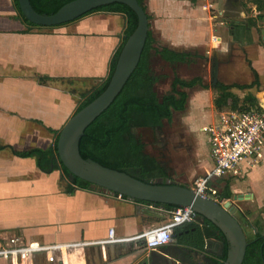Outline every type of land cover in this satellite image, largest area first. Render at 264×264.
Listing matches in <instances>:
<instances>
[{
  "label": "crops",
  "instance_id": "1",
  "mask_svg": "<svg viewBox=\"0 0 264 264\" xmlns=\"http://www.w3.org/2000/svg\"><path fill=\"white\" fill-rule=\"evenodd\" d=\"M162 3L185 8L197 17L199 27L187 26L190 29L186 34H170L165 17L158 12ZM228 3L233 5L231 11L239 8L238 0H227V5L226 0H218L220 15L223 10L226 13ZM250 3L257 12L261 8L259 0ZM193 4L191 0H147L149 16L152 19L150 12L156 16L151 30L161 37L162 47L177 52H206L209 61L218 59L220 68L222 60L232 54L213 52L223 47L224 37L219 31L222 43L218 48L212 46L213 25L204 18L203 10ZM259 16L228 19L226 24L232 40L248 47L254 45L253 31L264 21ZM126 25L123 14L96 12L57 28H30L18 19L13 0H0V249L6 248L12 237H19L28 244L59 246L55 251L35 254L28 264H186L184 255L193 256L195 262L201 263L222 253L223 243L214 238L206 240L204 251L182 245L179 240L177 244L151 249L143 234L167 223L170 210L121 198L106 190L75 188L70 186L62 170L46 171L38 166L36 158L18 155L33 149L48 151L54 148L62 128L78 109L74 93L55 84H43L42 78L101 80L108 71L110 73L109 64L123 43ZM245 25L249 27V34L242 30ZM155 43L156 47L161 45L156 40ZM260 48L263 52L260 50L259 56H254L251 70L254 81L258 78L264 88V48ZM205 86L202 82L188 90L185 110L174 112L171 123L173 126L177 120L180 130L173 133L177 126L169 130L167 140L170 142L163 138L164 127L168 125L161 126L159 132L163 136L159 138L162 148L165 147L164 151L169 154H163L164 159H170L172 166L153 159L154 165L147 164L142 170L148 181L190 188L193 184V188L197 179L214 170L210 137L204 128L219 119L220 111L215 105L214 93ZM212 88L218 90V86ZM249 100L264 104V93ZM195 110L205 118L201 120L205 122L201 129H197L200 122L195 123V119L200 118ZM184 118L188 119L187 123ZM139 130L142 129L132 132L136 136ZM202 133L207 134L208 152L201 139ZM136 138L143 144L140 137ZM146 153L144 146L142 154ZM243 173L247 177L245 184L232 191L234 203L241 208L237 216L250 228L252 237L257 234L264 237V146L256 159L244 165L241 176ZM236 196L244 198L239 201L234 199ZM243 212L247 213L245 219ZM202 226L205 230V225ZM112 229L121 241L106 242ZM184 232L189 231L181 233ZM52 254L55 256L53 262L49 260ZM0 264H20V261L0 257Z\"/></svg>",
  "mask_w": 264,
  "mask_h": 264
},
{
  "label": "trees",
  "instance_id": "2",
  "mask_svg": "<svg viewBox=\"0 0 264 264\" xmlns=\"http://www.w3.org/2000/svg\"><path fill=\"white\" fill-rule=\"evenodd\" d=\"M13 1L18 12V19L21 22L30 28H42L31 23L23 15L18 0ZM72 1L74 0H31V3L38 13L51 15L58 12L64 5ZM138 1L144 9L147 10V0ZM191 1L196 2V0ZM96 12L119 13L125 15L127 20L124 32L125 37L122 45L111 60L108 78L93 92H81V104L76 113L97 99L107 89L122 48L138 26V16L136 12L126 4L112 3L93 10L85 16ZM259 17L264 18V15L260 14ZM149 20H151V16H149ZM242 30L249 34V27L247 25H245ZM245 36L247 37V41H249V37L247 35ZM152 50L171 66L191 62V53L177 52L167 47H155V38L152 31H150L146 47L137 69L112 105L87 128L85 136L82 138L80 144V151L85 159H92L105 167L126 172L143 181H148L145 179L146 176L142 172L148 163L145 164L146 157L142 154L144 145L140 143L132 131L136 128L161 127L165 120L171 122L174 112L185 110L189 98L188 90L199 84L202 85L203 82L201 77L192 80H184L175 75L171 91L160 98L155 90L156 79L151 74L150 57ZM41 81L43 84H55L65 88H68L71 82L74 84L78 82L75 80L49 79L47 77L42 78ZM260 85L258 78L250 85L220 84L218 86V96L215 99V105L219 111H223L225 108H229L230 111H248L250 107L255 106V103L251 100H245L239 97L233 90L239 89L244 91L254 87L259 90ZM58 138L55 147L48 151L33 149L27 152H21L18 155L36 158L38 166L46 171H51L53 169L62 170L70 186L74 185L75 188L102 192L104 189L75 176L59 159L55 158V155H57ZM0 149H2V147H0ZM150 162L154 163L155 161L150 159ZM222 181H226V183L223 189L220 190V188H218V197L220 200L231 199L233 197L231 180L218 179V182ZM155 205L161 206L160 204ZM165 208L174 210L178 207L167 205ZM243 215L245 219L247 213L243 212ZM239 221L243 227L246 225L243 220L239 219ZM202 224L207 225V229L205 228L204 230ZM183 230L189 232H184L183 235L178 236L179 243L188 245L197 251L205 250L206 240L209 238H214L222 242L223 249L221 255L210 258L203 264H225L229 251V244L223 233L212 222L197 215L194 222L186 223L177 228L176 233L183 232ZM247 238L249 246L244 264H264V237H262L261 234H257L255 237L247 236Z\"/></svg>",
  "mask_w": 264,
  "mask_h": 264
},
{
  "label": "water",
  "instance_id": "3",
  "mask_svg": "<svg viewBox=\"0 0 264 264\" xmlns=\"http://www.w3.org/2000/svg\"><path fill=\"white\" fill-rule=\"evenodd\" d=\"M23 15L39 27H58L74 22L89 12L112 3H123L132 8L138 16V26L125 42L115 71L107 89L85 108L75 113L61 130L58 139V158L75 176L108 192L134 201L191 208L197 215L212 222L223 233L229 244L225 264H244L249 241L244 227L238 219V208L232 200L217 201L195 192L188 186L143 181L85 159L80 151L82 138L87 128L93 124L115 101L137 69L151 31L149 14L138 0H74L64 5L58 12L48 15L38 13L31 0H18ZM219 67H215L213 77L217 78ZM217 82V80H214ZM236 196L235 200H243ZM174 233L171 243H178Z\"/></svg>",
  "mask_w": 264,
  "mask_h": 264
},
{
  "label": "rangeland",
  "instance_id": "4",
  "mask_svg": "<svg viewBox=\"0 0 264 264\" xmlns=\"http://www.w3.org/2000/svg\"><path fill=\"white\" fill-rule=\"evenodd\" d=\"M250 1H252V0H238L239 8L236 10H233V11L230 10V7H232L233 5L228 3L229 5L227 7L228 9H227L226 13H224V10H223L222 15H220L221 12L219 11L220 13L218 14V17L216 19H212V20L210 19V16H211L210 12L206 11L203 8L206 5L205 1L196 0V2H193V3H195V4H193L195 7H200L203 10V12L205 13L204 18H207V20L210 22V24L213 25V27H212L213 37L211 35L212 41H213L212 46H214V48H218V46H220V44L222 43L220 38H222V36L224 37L223 47H221L220 49H215L213 52H231V54H232V58H230V61L220 63L221 64V66H220L221 71H220L219 78H218V85L220 83L228 84V85H230V84H239V85L240 84H247V85H250L254 81V76H253L251 68L253 67L252 63L255 61L254 56H259V51L261 50L260 47L264 48V21L259 22L258 27L253 31V38L255 40V43H254V45L252 44L251 47H248V46L234 42L232 40V38L229 36V27L226 24V21L230 18H233V20H243L245 18L256 19V16H258V14L264 15V0H259V5L261 8L258 9V12L255 10L254 6L250 3ZM226 5H227V0H226ZM189 6H190V4H189ZM220 10H222V9L220 8ZM158 12L162 13L163 14L162 16L165 17L164 22L166 24L167 31H169V33L172 35L176 36L177 34L178 35L179 34H186L190 28L199 27V25H198L199 23L196 19L197 17L190 14L188 12V10H186L185 8H183L181 6H178V5L173 6L172 3H170V5L167 6L164 3H162V5H160L158 8ZM150 13L152 14V19H153V21L151 19L150 23H151V25L154 26L155 21H156V16L154 15V13H152V12H150ZM181 15H184V17L182 19L179 18V16H181ZM159 19L161 20L160 17H159ZM262 19H264V18H262ZM187 26H189L190 28L187 29L186 28ZM50 29H52V28H50ZM49 31H51V30H49ZM219 31L221 32L222 36H220L218 34ZM153 35H154V33H153ZM216 36L218 37L217 38L218 40L214 39V38H216ZM154 37H155V40L161 44V45H158V48H162L164 43L162 44L161 37L159 36V38H158V36L156 34L154 35ZM156 44L157 43H155V47H156ZM151 52H152V54L150 57V68L152 70V75L156 79L155 90L158 93V96L160 98L167 95L171 91L172 82L174 80L175 75L179 76L181 79H184V80H192L194 78L201 77L203 79V83H205L207 85V86H205L206 89H208L209 92L214 93V95H213L214 100L217 98L218 90H215V88H212L214 86L212 85V81H211L212 80L211 72H212V67H213L212 61L214 58H212L210 61H208L207 57L205 56L206 52H201L198 50H196V51L191 50V51H189V53H191V62L179 64L176 66H171L170 64H168L159 55H157L154 50H152ZM260 52H263V51L261 50ZM216 60L218 61L217 58H216ZM223 61H226V59H224ZM262 63L264 64V62H262ZM108 69L110 70V64H109ZM108 76H109V71L104 76L105 78L102 77L101 80H99V79H97L96 81L93 79L87 80V81L81 80V81H78L76 84L71 82L70 85H68V88H67L68 91L71 93L74 92L78 98V99H76L78 107L81 104V100H80L81 99L80 98L81 92H84V93L85 92H88V93L93 92L95 89H97V87L99 85H101V83H103L108 78ZM260 87H261V85H260ZM263 89L264 88L261 87L258 90L257 88L254 87L252 89H249L250 91H248V92H245L247 90L241 91L239 89H234L233 92L235 94H237L239 97H241L243 99L247 98L246 100H249L251 98H258L259 95L263 94V93L259 94ZM251 93H253V94H251ZM204 107L209 108V106H207V105H204ZM223 111H230V109L225 108ZM223 111H220V112L222 113ZM195 115L200 117L198 119H195V123H197V122H200V123H198L199 125L198 124L194 125L193 129L194 128L196 129L197 125H198L197 129H201V127L203 125H205V122H203V121L201 122V120L203 119L205 121V118H203V114H201V112L197 111V110H195ZM184 120H185L184 123L188 122V119L184 118ZM190 121L191 120H189V122ZM176 126H177V128H176ZM178 126H179V124H178L177 120H175V123L173 126H165L164 127V132H165L164 136L160 135L159 131L152 130V129L151 130L150 129H142V130L136 131L135 134L138 138L139 137L141 138V141L144 144L146 152L150 158L157 160V161L161 162L162 164L165 163L170 167V166H172V162L170 159H167V160L164 159L163 154H165L166 156H168L169 154L167 152H165L166 151L165 147L162 148L163 142H162V139L159 138V136H161V137L163 136V138H165L167 140L169 135H170V133H168L169 130L176 128L173 133L177 132V130L179 132L180 129L178 128ZM201 135H202L201 139H203L202 142L205 146L206 152H208L209 146L207 145V140L205 138L207 136V134L202 133ZM167 141L170 142V140H167ZM176 142L177 141L175 140L174 144ZM170 147H171V145H170ZM168 151H169V149H168ZM245 174L246 173H243V175L239 178H229L231 180V191L235 190L236 187H237V189H239L238 187L245 184V181L247 180V177H245ZM222 180H227V179H222ZM172 181L175 182L174 179ZM225 183H226V181L218 182V179H216L215 182L213 181L212 186L216 190H218V188H220V190H221L224 188ZM192 186H193V184L191 185V188H192ZM244 228H245L247 236H251L250 230H249L250 228L246 225L244 226ZM219 247H221V246H219ZM215 251H217V250H215ZM196 262H199V260H196Z\"/></svg>",
  "mask_w": 264,
  "mask_h": 264
},
{
  "label": "built area",
  "instance_id": "5",
  "mask_svg": "<svg viewBox=\"0 0 264 264\" xmlns=\"http://www.w3.org/2000/svg\"><path fill=\"white\" fill-rule=\"evenodd\" d=\"M203 7L209 11L210 19L218 17V0H203ZM216 40V38H214ZM264 93L262 90L259 94ZM219 119L205 127L209 134L211 144V160L214 170L206 177L196 180L193 189L205 198L219 200L218 190L212 183L214 178H239L244 165L256 159L264 146V104L255 103L248 111H223ZM122 198V196H119ZM234 201L233 199H230ZM225 201V200H224ZM227 201V200H226ZM197 214L191 208L179 207L169 212V220L162 226L153 228L143 234L148 247L157 249L172 242L174 229L186 223L194 222ZM114 230L110 231L108 243H116ZM58 245H41L39 243H24L19 237H12L6 248L0 249V257L18 259L20 264H28L35 254L52 252ZM50 261L55 260L52 254Z\"/></svg>",
  "mask_w": 264,
  "mask_h": 264
},
{
  "label": "flooded vegetation",
  "instance_id": "6",
  "mask_svg": "<svg viewBox=\"0 0 264 264\" xmlns=\"http://www.w3.org/2000/svg\"><path fill=\"white\" fill-rule=\"evenodd\" d=\"M187 53H189V52H187ZM230 58H232V56L231 57H228L227 59H226V61H223L222 60V62H228V61H230ZM208 61H209V59H207ZM217 60H216V58H214V60H213V67H212V72H211V77H212V84H213V86H219L218 85V78H219V74H220V71H221V69L219 68V71H218V76H217V78H215V77H213V74L215 73V67L216 66H218V62H216ZM181 64H184V63H181ZM179 65V64H178ZM219 66H221V64L219 65ZM214 80H217V82H215ZM221 84V83H220ZM173 118H174V115H173ZM173 120V119H172ZM173 123V122H172ZM172 123L171 122H169V121H167V120H165L164 121V125H168V126H172ZM141 129H152V130H156V131H159V130H161L162 129V127H156V128H146V127H144V128H141ZM146 160H145V162L146 163H148V164H153V163H151L150 162V159H152V158H150V157H148V155H147V153H146ZM162 165V164H161ZM151 166H153V165H151ZM205 227H206V229H207V225H205ZM184 259H186V264H203V263H205V262H201V263H197V262H195V259L193 258V256H187V255H184ZM165 264H169L168 262H166Z\"/></svg>",
  "mask_w": 264,
  "mask_h": 264
},
{
  "label": "clouds",
  "instance_id": "7",
  "mask_svg": "<svg viewBox=\"0 0 264 264\" xmlns=\"http://www.w3.org/2000/svg\"><path fill=\"white\" fill-rule=\"evenodd\" d=\"M84 17V16H83ZM82 17V18H83ZM81 19V18H80ZM66 25V24H65ZM58 27H60V26H58ZM42 28H47V27H42ZM49 28H57V27H49ZM217 37V36H216ZM218 38V37H217ZM220 38V37H219ZM60 134H61V132H60ZM60 134H59V137H60ZM59 139V138H58ZM55 147V146H54ZM55 158L56 159H59L60 160V158H58V148H57V155H55ZM61 161V160H60ZM61 163H62V161H61ZM63 164V163H62ZM219 198V197H218ZM231 199H233V198H231ZM225 199H223V200H217V201H224ZM227 201L228 200H230V199H226ZM226 200L224 201V202H226ZM234 202V201H233ZM235 204V203H234ZM236 205V204H235ZM237 206V205H236ZM237 208H238V212H240V210H241V208L239 207V206H237ZM174 235V234H173Z\"/></svg>",
  "mask_w": 264,
  "mask_h": 264
}]
</instances>
